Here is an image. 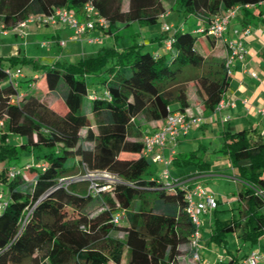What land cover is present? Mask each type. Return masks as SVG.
Returning <instances> with one entry per match:
<instances>
[{
  "label": "trees",
  "instance_id": "1",
  "mask_svg": "<svg viewBox=\"0 0 264 264\" xmlns=\"http://www.w3.org/2000/svg\"><path fill=\"white\" fill-rule=\"evenodd\" d=\"M126 1L123 11L121 0H0V21L10 28L29 15L48 14L54 8L80 13L90 3L105 20V27L98 30L109 35L117 23L127 27L132 22L140 26L165 22L166 14L160 17L165 12L161 0ZM263 1L173 0L170 10L179 18H195L196 29H206L214 15L239 7L246 27ZM162 32L166 36L150 42L161 46L172 39L163 54L133 43L121 50L102 48L71 63L36 65L25 57H0V164L16 166L22 153L33 159L29 162L33 166L25 170L32 173L29 180L21 171L25 163L17 166L21 170L12 178L0 171L7 198L0 213V264H120L124 248L125 264H169L190 256L192 224L185 213V187L144 177L152 161L142 154L141 132L148 122L162 124L168 110L185 112L187 81H197L203 109L212 113L229 77L221 59L215 60L213 69L209 65L201 72L205 59L195 49L196 30L186 32L180 25ZM3 61L9 66L30 65L34 73L25 81L36 84L40 94L18 90L21 80L17 86L8 83ZM87 76L97 78V90L88 89ZM41 94L61 99L65 114L50 109ZM10 135L19 136L18 145L11 144ZM220 136L222 143L214 152L228 160L241 190L236 195L239 203L231 208L236 213L224 220L215 218L210 239L220 243L227 233H236L243 241L257 242L264 236V135L256 128H227ZM197 151L173 156L171 164L207 169L201 159L204 152ZM86 171L114 177L100 182L106 187L100 198L87 194L85 180L57 187L58 178ZM255 188L263 196L254 195ZM119 210L127 223L121 227L111 224ZM116 230L123 239L112 235ZM235 260L231 257L229 264Z\"/></svg>",
  "mask_w": 264,
  "mask_h": 264
},
{
  "label": "rangeland",
  "instance_id": "2",
  "mask_svg": "<svg viewBox=\"0 0 264 264\" xmlns=\"http://www.w3.org/2000/svg\"><path fill=\"white\" fill-rule=\"evenodd\" d=\"M125 2V1H123ZM161 2L164 5L165 12L167 18L165 19L166 23H174V24H181L182 29L186 32H194L197 28V24L195 23V18L189 17L188 19H184V17H177V14L172 13L170 10V6L173 3V0H161ZM127 8V1L121 5V10H124ZM240 14V13H239ZM161 23V22H160ZM160 23L150 25V26H144V25H138L136 22H132L127 27H123L122 23H117V29H113L112 33L114 34H106L105 32H101L99 34L98 32L95 33L93 38H97L96 42L93 43H87L86 41H83L79 43L78 45L83 47L84 51L88 53L87 57L94 56L96 53L100 51L102 48H115L118 50H121L123 47L127 46L128 44L133 43H142L144 44V50L153 52L152 43L150 42V37L153 38V36H160ZM172 23H170L172 25ZM0 24L2 22L0 21ZM57 26H45L42 24H39L35 21H31L26 23L23 30L25 31V35L20 38H15L12 36L13 34L9 32L10 34L7 37L1 38L0 41L8 46L10 44H18L19 50L22 52L23 50H28V53L30 56L35 58H40L41 61L38 65H50L54 61L58 60L60 62H76L78 61V57H61L63 56V52L66 51L65 46H61V49H59L56 45L48 46L46 45L47 42H50V35L52 34V30ZM37 29H41L39 32H37ZM97 31V30H96ZM232 31L231 22L228 26V31L226 34L230 36V33ZM31 34L29 35V33ZM38 33V34H37ZM225 34V35H226ZM2 35V34H0ZM197 35V41L195 43L196 51L201 54L204 59L205 63L202 68L203 71H206V69H209V65H211L210 68L215 67V60H222V46H214V40L213 38L206 37L204 34L201 33H195ZM20 37V36H18ZM211 39L213 41H211ZM65 40V39H62ZM59 41V40H58ZM57 41V42H58ZM11 42V43H9ZM1 43V44H2ZM45 43L44 46L41 44ZM156 47L154 48V50ZM8 50V49H7ZM79 52H83L82 50H79ZM158 54L165 53V49L163 46H159L157 48ZM3 64H9L7 61H3ZM20 66L22 77L20 78L21 82L19 83L18 90L21 92H29L36 95L40 94V89L36 87V84H33V82H26L25 80L28 79L31 75V67L27 64H16L12 67ZM194 72L190 73V76L193 75ZM96 77L87 76L85 79L88 89L90 90L91 87L97 86L96 85ZM39 81V80H38ZM186 95L191 103H194L196 100L202 99L201 93L199 91L198 83L195 80L187 81L183 84ZM42 99L44 102L52 101V104L54 106V109L57 111H60V102L64 103L61 99L57 97H54L50 94L42 95ZM48 104V103H47ZM156 129L161 126V124L156 125ZM235 128V127H232ZM85 130L83 129L81 133L83 134ZM141 139L142 136L146 133V131L143 129L141 132ZM189 133V134H188ZM188 133L185 136H182V138L179 139L181 142L176 146H174L175 150L178 151L181 154H186L191 151L198 150V154H202L203 152H207V162L210 164V170L218 171V173L213 175H205L203 177L197 178V183H200L205 189L210 191L217 202L219 203L217 206V212L214 214L207 213L200 215L201 220V231H200V240H199V246H200V255L204 257L208 263L210 264H229V256L234 257L236 260L233 264H241V261L243 260L244 256L247 255L251 250H256L257 252L264 254V236L261 237L257 242H251V241H243L240 238L237 237L236 233H227L224 236L223 242H216L215 240L210 239V226L215 218L219 220L228 219L231 217L232 214H235L236 212L234 210H231L233 207V204L230 201V198L237 195L236 193V182L233 179V171L230 168V165L228 163V160L220 155H216V153H212L213 150L218 149L222 143V140L219 139V141L212 142L209 144L206 139H201L198 134H194L192 131H188ZM198 136V137H197ZM196 138V139H195ZM9 139L11 141V144L18 145L19 143V136L17 135H10ZM208 140V139H207ZM147 158H150V155L147 156ZM33 162V159L29 153H22L19 157L18 165ZM7 166L0 164V171L4 170L7 172ZM20 168V167H17ZM195 165H187L185 167L181 166H175L170 165L168 166V170L170 173V177L179 176L181 173L188 174L190 172H193L195 170ZM165 169V167L162 164H158L155 162H151V165L148 167L147 172L144 174V177L153 176L154 178L160 179L164 181V178L162 176V171ZM21 170V169H20ZM23 172V177L26 180L30 179L31 171H25L21 170ZM149 174V175H147ZM264 177V174H263ZM192 182V181H190ZM189 183V182H188ZM6 187L3 183H0V190L5 195ZM236 205V204H235ZM95 210L99 209L98 204L94 206ZM127 225L126 221H122L120 223L121 226ZM114 237H117L118 239H123V234L116 230L112 233ZM219 257H223L222 263H218L217 260ZM127 258V250L126 248L123 249L122 252V259L120 264H125ZM24 264H31L30 261H25ZM257 264H264V260L258 261Z\"/></svg>",
  "mask_w": 264,
  "mask_h": 264
},
{
  "label": "built area",
  "instance_id": "3",
  "mask_svg": "<svg viewBox=\"0 0 264 264\" xmlns=\"http://www.w3.org/2000/svg\"><path fill=\"white\" fill-rule=\"evenodd\" d=\"M247 7V6H246ZM239 7H234L226 12H221L212 17L210 23L206 29H196V33L204 34L206 37L220 40L226 49L227 55L224 59V69L226 75L230 73V69L233 66L235 60L244 61L247 49L243 43V36L249 34L248 27H242L241 29H232L230 36L227 33L228 25L232 19H234L239 13ZM165 17V14L160 16ZM35 21L45 26H67L72 29V35L68 37V40H78L82 35L90 33L96 29L105 27V20L99 15L98 10L90 3H85L80 13H76L73 10L65 8H54L48 14L43 15H29L24 20L17 22L10 28H5L3 24H0V34H7L8 32L17 34L23 37L26 33L23 30L26 23ZM171 25L163 22L161 24V30L170 31ZM226 34V35H225ZM97 38L89 37L86 42H96ZM173 40L167 38L163 47L165 50L171 48ZM66 41H58V45L65 46ZM44 45V43H42ZM249 76L256 78L257 75L253 71H247ZM4 74L6 81L13 86H17L19 79L22 77L21 69L18 67L6 66L4 67ZM17 97L15 98V101ZM227 106H234L233 103L225 102L223 98L220 99L212 114H216ZM256 113L264 116V102L256 109ZM221 122L225 123L229 120L228 115L221 116ZM202 122V118L196 115H190L185 112L169 111L159 128L152 132H146L141 139L143 148L142 154L144 156L150 155L152 162H158L162 164L165 169L162 171L165 184L176 182L177 185L185 187V213L192 224V232L189 236L188 244L191 250V254L188 258L180 259L169 264H210L208 261L200 255V231L201 220L200 215L212 212L218 205L214 195L205 189L200 183L193 185L192 187L185 185L183 182L186 177H170L168 166L172 163V158L175 155V148L180 136H185L188 131ZM3 127V121L0 120V130ZM264 135V132L261 133ZM168 149V157L163 156L156 150ZM33 166L32 163H25L22 166L23 170H29ZM42 167L43 164L36 165ZM19 168L16 166H9L7 168V176L9 178L14 177L19 173ZM80 180L87 181V194L91 197L100 198L102 192L105 190V186L101 185L102 181L114 180V177L109 175L105 171H86L83 175H75L70 177H61L57 179V187L67 186L68 184ZM254 195L263 196V192L260 189H254ZM7 203V198L0 190V213L4 209ZM124 211H116L111 218V224L117 225L124 219ZM264 260V254L251 250L243 261V264H257L258 261ZM223 257H219L217 262L222 263Z\"/></svg>",
  "mask_w": 264,
  "mask_h": 264
},
{
  "label": "crops",
  "instance_id": "4",
  "mask_svg": "<svg viewBox=\"0 0 264 264\" xmlns=\"http://www.w3.org/2000/svg\"><path fill=\"white\" fill-rule=\"evenodd\" d=\"M121 1L122 3H124L123 1L125 0H121ZM249 8L252 9V7H249ZM255 14L257 15V17L253 18L251 22L248 23L246 26L250 30L249 34L243 36L242 38L243 43L247 49L246 57L244 61L242 62H239L237 60L233 62V66L231 67L230 73L228 75L229 85L223 96V99L225 102L233 103L234 106H227L226 108L222 109V111L213 115L212 113H207L204 111L202 99L199 98V100H196L194 103H191L188 99L189 107L185 110V113L190 114V115L200 116L202 118V122L197 126H193L190 129V131H192L194 134H198L202 140L206 139V141H208L209 144H211L212 142L217 143L219 139H221V136H220L221 131L227 128L232 131L234 130L236 131L240 129H247V128H256L257 130H259L260 133L264 132V116H261L256 113V109L260 105H262V103L264 102V1L259 4L258 9L255 11ZM166 18L167 16L165 17V19ZM230 22H231L232 29L242 28L243 20L239 13ZM180 25L181 24L177 25V24L172 23L171 27L173 29ZM40 30L41 29H37V32H39ZM51 30H52V34L50 35L51 39H50V42L46 43V45H48L49 47L52 45H56L59 49H61L57 41L65 39L66 41L65 47L67 49L65 52H63V56L61 57L67 56L71 58L74 56V57H78V60L81 58H85L88 55V53L84 51L83 47L79 46L78 44L83 41H86V39L89 37H94L95 33L97 32L101 34V31L97 29V31L94 30V31H91L90 33L82 35L78 40L71 41V40H68V37L72 35V29H70L69 27L58 25L57 27ZM9 34L10 33L8 32L7 34L0 35V37L4 38V37H7ZM12 34H13L12 36H14L15 38H20V39L22 38V37H18L17 34H14V33ZM30 34L31 32L29 33V35ZM159 35H163V37L166 36L162 32L161 26H160ZM155 37L157 36L156 35L153 36V38ZM150 39L152 38L150 37ZM211 41L213 40L211 39ZM1 43L2 42L0 41V57H2L4 60L8 59L9 57H13L14 59H21L25 57L26 59L33 61L36 65H38L41 61L40 58H35V57L30 56L27 49L21 52L19 50L20 46L18 44L13 43L8 46V44L4 45L3 43L2 44ZM151 45L153 47V52L158 53L157 48L160 46L158 42L155 41ZM218 45L222 46L223 48L222 49V60H224L227 55L226 49L220 40H217V39L214 40V46H218ZM161 46L163 45L161 44ZM155 47L156 49L154 50ZM79 50H82L83 52L80 53ZM9 65L10 64H7V65L3 64L4 67L9 66ZM16 67L20 68V66H16ZM247 71L255 72L257 77L252 78L251 76H249ZM33 73L34 71L31 69V74ZM90 90H93V91L97 90V86L93 85ZM47 103H48L49 108L55 111L57 114L59 115L65 114L66 108H65V105L63 106L61 102H60L61 104L60 111H57L54 109L52 101H48ZM223 115L229 116V120L225 123H222L220 119L221 116ZM156 125H157L156 122H148L143 126V129L146 132H152L156 130V127H157ZM232 127H235V128H232ZM180 138H182V136H180L179 139ZM179 139H178L177 145L179 144V142H181V140L179 141ZM215 150H213L212 153H215L214 152ZM156 152H159L163 156L168 157L167 148L163 150H156ZM206 154L207 152L205 151L204 155L201 156L202 157L201 159L203 162L208 164L207 169L196 167L193 172H190L188 174H183V175L181 173L179 175V176H186V179L183 181L185 185L192 187L193 185L197 184V182L193 180H196L197 178L203 177L205 175H213V174L218 173V171L210 170V164L206 160L207 158ZM179 155H182V154L175 150L174 156H179ZM155 163H158V162H155ZM181 167H185V166H181ZM234 181L236 182V193H238L241 190V184L235 179ZM230 201L233 205L239 203V199L236 196L230 198ZM230 260H231V256H229V261ZM243 261H244V258L241 261V264H243Z\"/></svg>",
  "mask_w": 264,
  "mask_h": 264
}]
</instances>
